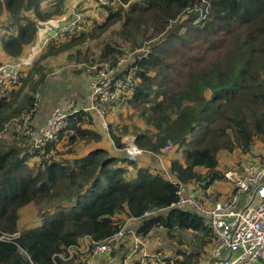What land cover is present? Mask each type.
Returning a JSON list of instances; mask_svg holds the SVG:
<instances>
[{
  "label": "trees",
  "instance_id": "obj_1",
  "mask_svg": "<svg viewBox=\"0 0 264 264\" xmlns=\"http://www.w3.org/2000/svg\"><path fill=\"white\" fill-rule=\"evenodd\" d=\"M69 1L0 0L3 56L30 55ZM86 9L81 30L46 43L0 102V264H76L66 249L84 236L107 239L127 219L137 220L140 237L162 228L176 248L187 246L188 256L165 261L188 264L205 246L208 254L215 238L204 217L171 207L178 185L202 203L228 196L231 155L264 147V0H118ZM128 53L131 61L117 68ZM104 61L113 82H122L118 100L104 108L125 104L121 116L108 117V129L83 111L84 99L65 98L58 104L70 116L58 140L33 147L35 128H7L31 112L36 94L42 108L55 105L57 81L49 74L62 63L82 65L66 72L76 78ZM131 133L151 165L121 151V137ZM28 208L41 226L20 228Z\"/></svg>",
  "mask_w": 264,
  "mask_h": 264
},
{
  "label": "built area",
  "instance_id": "obj_2",
  "mask_svg": "<svg viewBox=\"0 0 264 264\" xmlns=\"http://www.w3.org/2000/svg\"><path fill=\"white\" fill-rule=\"evenodd\" d=\"M71 12L69 18L54 21L52 32L60 39L62 36L71 37L77 34L84 22L86 13L83 8L106 6L118 0H70ZM49 32V31H48ZM47 32V33H48ZM46 33V34H47ZM46 34L44 36H46ZM41 50V49H40ZM23 58H7L0 61V102L6 97L10 84L19 80L20 73L38 52ZM93 76L88 84V95L85 98L83 111H100L95 105L102 108L103 103L114 99L112 91L122 86V82L112 79L113 68L109 61L93 67ZM110 95V96H109ZM36 100L31 112L25 113L22 121L26 122L34 116L38 106ZM70 113L67 107L60 105L49 114L45 126L37 127L29 132L33 147L46 146L59 138V134L67 126ZM22 122H15L20 127ZM28 134V131L26 132ZM136 146V145H135ZM171 144L163 148V154L170 152ZM129 158V157H128ZM134 160V159H133ZM224 178L232 188L231 194L216 201L202 203L194 190L179 184L176 196L177 201L171 207L180 210H191L208 222L215 238V244L210 248L208 256L212 264H264V155L248 160L243 165L241 173L233 169L224 172ZM243 198V200H242ZM152 213L143 215L147 217ZM137 220L127 219L119 232L104 239L95 241L90 236H84L78 245L68 249L69 256L75 254L82 260L80 264H167L165 258L159 254L147 253L143 249L141 237L137 235L132 224ZM130 236L132 243L125 245L123 250L116 251L124 238ZM118 255V262L113 254ZM172 258V257H169ZM168 264H176L173 260Z\"/></svg>",
  "mask_w": 264,
  "mask_h": 264
},
{
  "label": "rangeland",
  "instance_id": "obj_3",
  "mask_svg": "<svg viewBox=\"0 0 264 264\" xmlns=\"http://www.w3.org/2000/svg\"><path fill=\"white\" fill-rule=\"evenodd\" d=\"M71 2L68 7H66V15L65 13H63L62 17L57 19V21L59 22L60 20L66 19L67 17L69 18L70 12H71ZM116 8V7H115ZM64 10V9H63ZM111 10H114V8H111ZM92 20L89 21V24L91 23ZM45 26H48L49 32L46 34V36H44V34L38 39V42H36L35 47L32 49L34 51H38V50H42L43 47L45 46L46 43L50 42L51 40L57 41L59 40L57 36H52L55 35L52 32V29L54 28L53 26H55V23L53 21V23H49ZM89 26V25H87ZM114 29L111 28L107 34L110 33V31ZM2 32L0 31V36H1ZM95 45V43H93ZM31 50V51H32ZM2 57H0L1 59ZM132 53H128L127 55L123 56L120 60V63L118 64L117 68L119 67H124L128 62H130L132 59ZM105 62V61H104ZM102 62H99L95 65H92L93 67L96 66H100ZM62 64H66L67 66H64L62 68H56L55 73H50V77H54L53 80L57 81V87L55 88V105L53 106H49V108H53L55 106H60V99L62 100L63 98H65L66 100L68 99L69 101L73 102L76 101V103L81 105L82 102V96H80V93H87L88 88H87V83L88 81L91 79V77L93 75H91L90 71L93 70V67L90 68L88 67V65L86 66V77H76V78H72L70 75H68L69 73L66 74V72H68L69 70H73L76 68H80L82 65H75V64H70V63H62ZM68 70V71H67ZM65 72V74H62V72ZM90 76V79H88ZM113 95H114V99L108 101L107 103H112L118 100L119 97V92L114 90L112 91ZM110 96V95H109ZM42 97L38 94H36V99L39 100L38 106L36 107L35 111H34V116L29 119L26 122L22 121V125L20 127L15 126V119L10 121V123L8 124L9 126L7 128H12L15 131H19L21 132L22 129H24V126H28L30 125L32 128H37V127H41V126H45L47 123V119L48 116L50 114V112L48 114H46L45 116V111L42 108ZM36 101V100H35ZM59 103V104H58ZM50 104V103H47ZM58 104V105H57ZM106 103L102 104V108L100 106H98V103L96 102L95 105H97V107L100 109V111H93L95 112V114L98 116V118H100L104 124L108 127V122H109V118L113 117V113H119L120 116L122 114V110L125 108V104H123L120 108L118 109H109V108H104L106 105H104ZM83 105V103H82ZM23 116L20 117V119H22ZM122 118V117H120ZM26 133V131H24ZM134 134L131 133L129 136H122L121 137V143L124 145L123 150H121L126 156L127 158L129 157L130 160H136L137 158H139L140 156L141 159L143 160L142 162L144 164H150L149 159L147 157L148 154H143V152L135 146L134 142ZM259 144H255L252 149H251V153L249 155L246 156H241L240 154H238L237 152H235L234 154L231 155V158L234 157V167L232 168L234 169L237 173H241L243 165L247 162V160L250 158H253L257 155H262L264 154V147H259ZM264 146V145H263ZM120 151V149H118ZM123 154V155H124ZM143 154V155H142ZM153 156V155H152ZM240 156V157H239ZM227 158V157H226ZM153 166V165H152ZM36 216V218L34 217ZM20 228H30L33 226H41V221L40 219L37 217L36 211L34 208H28L26 210H23L21 212V216H20ZM138 222L136 224H132V227L136 229ZM151 232V236L147 239V250H146V254L148 253L147 251H149L150 253L155 252L156 250H160L163 254L161 255V257H172L174 256V252L173 250L171 252H169V246H168V240L165 237V230H163L162 228H156ZM132 243V238L130 236H126L124 238L123 244H120L116 251H121L125 248V245H129ZM155 248V250L153 249ZM69 249V248H68ZM68 249H66L67 254L69 255ZM153 249V250H152ZM113 256L115 257V260L118 262L119 258L118 255L116 253L113 254ZM61 257V255H60ZM77 257L75 254H73L71 256V258ZM175 258V257H174ZM64 260H68L66 258H62ZM76 264H80L82 262L81 259L77 258L76 259ZM154 261H147V264H153ZM156 264V262H155Z\"/></svg>",
  "mask_w": 264,
  "mask_h": 264
},
{
  "label": "crops",
  "instance_id": "obj_4",
  "mask_svg": "<svg viewBox=\"0 0 264 264\" xmlns=\"http://www.w3.org/2000/svg\"><path fill=\"white\" fill-rule=\"evenodd\" d=\"M69 4H70V1L66 4V6H65V8H64V11H63V13H65V15H66V13H67V11H66V7H68L69 6ZM63 15V14H62ZM62 17V16H61ZM60 17V18H61ZM57 19H59V18H57ZM56 19V20H57ZM56 20H53V21H56ZM0 57H2L1 59H0V61H2V60H4V59H7L8 57H6V56H3V54H2V52H0ZM88 84H89V82L87 83V88H88ZM80 96H82V99H84L85 100V98H86V92L85 93H80L79 94ZM73 103V102H72ZM64 106H66L67 107V109H68V105H64ZM55 107H57V106H55ZM55 107H53V108H48L47 106L45 107V108H43L44 109V111H45V116H46V114H48L49 112H51ZM100 119V118H99ZM100 121H101V123H102V126H103V128L104 129H108V127L104 124V122L100 119ZM109 122H110V120H109ZM109 122H108V124H109ZM105 131V130H104ZM108 131H105V133H107ZM130 135V134H129ZM129 135H125V136H129ZM134 139H135V135H134ZM134 139H133V142H134ZM180 156V155H179ZM250 159V158H249ZM248 159V160H249ZM247 160V161H248ZM159 161V164H161V166L164 168V169H166V164H165V161L164 160H162L161 158H160V160H158ZM224 191L226 192V191H228L229 190V186H228V184H224ZM242 200H243V198H242ZM33 227H35V226H33ZM30 228H32V227H30ZM25 229V228H24ZM28 229V228H27ZM151 236V232H149L145 237H141V243H142V247H143V249H145V250H147V245H146V243H147V239L149 238ZM186 240H188V241H190L191 240V238H190V236H187V239ZM178 244L176 243V242H174V243H172V242H168V246H169V252H171L172 250H173V252H174V255L178 258V259H183L182 258V256L183 255H185V256H188V254H184V250H182V249H185L187 246H182V248H181V246L180 247H178V248H176V246H177ZM209 248V246H205L204 248H203V250L201 251V253H200V255H199V257L197 258V259H194V258H189L190 259V263H188V264H212L213 263V260L212 259H210L209 258V256H208V254H205V253H203V251H205L206 252V250ZM154 250H155V248H153ZM152 249V250H153ZM210 250V249H209ZM208 250V251H209ZM148 253H150L149 251H147ZM155 253H157V254H159L160 256L163 254L162 252H160V251H158V250H156L155 251ZM151 254V253H150ZM154 264V263H153Z\"/></svg>",
  "mask_w": 264,
  "mask_h": 264
}]
</instances>
